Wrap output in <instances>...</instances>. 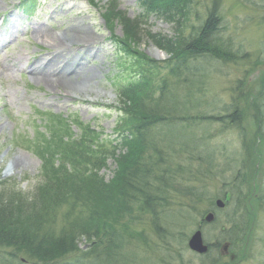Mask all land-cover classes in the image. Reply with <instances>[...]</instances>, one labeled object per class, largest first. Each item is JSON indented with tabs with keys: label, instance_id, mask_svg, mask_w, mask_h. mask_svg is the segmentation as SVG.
<instances>
[{
	"label": "rangeland",
	"instance_id": "rangeland-1",
	"mask_svg": "<svg viewBox=\"0 0 264 264\" xmlns=\"http://www.w3.org/2000/svg\"><path fill=\"white\" fill-rule=\"evenodd\" d=\"M215 1L221 21L218 34L236 55L229 62L207 56L198 63L205 72L195 74L191 87L182 86L179 92L178 107L185 113L178 117L188 122L173 127L175 131L154 132L149 151L153 155L147 157L153 164L143 184L148 204L133 203L124 223H116L111 234L78 236V250L50 264H264V0ZM16 2L0 0V14L10 11L11 19L1 28L0 15V195L7 200L18 191L34 195L43 165L40 153L48 152L53 141L51 128L64 135L66 121L82 122L84 128L96 127L109 144L105 135L121 117L116 108L121 104L114 42L126 40L123 23L111 25L105 18L110 4L121 16L143 23L130 25L139 39L131 44L155 60L165 61L169 54L148 31L175 33L168 20L141 16L137 0H38L37 11L28 18L14 9ZM195 3L205 15L211 0ZM80 28L87 29V40L75 36ZM41 31L48 34L41 36ZM54 61L81 65L84 73L73 81L89 75L90 90L38 82L36 77L43 73L38 63ZM75 127L70 135L80 133ZM259 134L262 139L257 140ZM114 162L109 159L101 171L106 180L112 177ZM235 191L245 194L240 195V211L238 198L227 199ZM218 200L224 206H218ZM153 201L161 203L155 204V212L149 208ZM209 212L214 213L212 221L205 220ZM198 229L209 246L204 254L189 246ZM235 231L242 233L232 245ZM14 248L0 242V264H46L28 254L12 256Z\"/></svg>",
	"mask_w": 264,
	"mask_h": 264
},
{
	"label": "trees",
	"instance_id": "trees-1",
	"mask_svg": "<svg viewBox=\"0 0 264 264\" xmlns=\"http://www.w3.org/2000/svg\"><path fill=\"white\" fill-rule=\"evenodd\" d=\"M212 1L203 15L194 0H138L143 10L141 16L162 17L174 24L173 36L153 30L147 33L169 54L165 61L135 50L131 43L135 45L139 39L130 25L143 23L126 14L121 16L110 4L105 18L111 25L116 20L122 22L126 37L115 43L120 50H125L123 56L117 55L115 63L118 69L116 90L122 111L114 128L117 136L114 140L105 138L108 144L102 139L103 134L91 126L84 128L82 122L70 124L66 120L64 135L51 128L53 141L48 152L40 153L43 165L34 195L18 191L10 200L0 195V242L5 247H18L11 251L12 256L28 254L50 264L77 251L74 241L78 236L100 238L102 231L111 234L116 223L124 221L127 208L133 203L141 207L148 204L143 184L153 164L147 157L153 155L149 151L153 148L154 132L175 131L173 127L188 122L178 117L182 114L184 118L185 113L178 107L182 101L179 92L182 86L191 87L190 79L195 74L205 72V67L198 63L207 56L229 62L236 55L232 53L231 44L219 36L221 21L217 1ZM259 63L263 62H256ZM164 70H167L166 76H163ZM73 125L80 133L70 135ZM259 138L262 139L261 134L257 140ZM257 140L254 143H258ZM109 159L115 161L116 167L112 177L106 180L101 171ZM144 159L148 160L147 166ZM238 175L236 178L244 179ZM239 192L229 193L227 199L238 198L240 211L241 196L245 194ZM31 199L33 202L29 203ZM154 202L160 207V202ZM153 206H149L151 212L158 210ZM66 207L68 211L64 213ZM241 233H231L232 245L237 243Z\"/></svg>",
	"mask_w": 264,
	"mask_h": 264
},
{
	"label": "bare ground",
	"instance_id": "bare-ground-1",
	"mask_svg": "<svg viewBox=\"0 0 264 264\" xmlns=\"http://www.w3.org/2000/svg\"><path fill=\"white\" fill-rule=\"evenodd\" d=\"M84 31V28L77 29L75 32V36H78V38H84V40H87L88 34ZM42 32V31H41ZM73 32V33H74ZM48 34L47 32H42L41 36H44ZM45 37V36H44ZM89 42V41H88ZM79 43H87V41H80ZM55 64H52L51 62H41L38 63L39 68H41V71L43 73H40L36 80L39 82H46L49 86H52L54 88H64V86H67L68 88H71L73 90H90L89 85V75H86L85 77H82V79L79 80V82H74V78L81 77L83 75L84 71H80L81 65H77L76 61L72 62H64V61H54ZM56 68H54V67ZM67 67H70L71 71L66 69ZM70 72V73H69ZM92 90V89H91ZM20 162V161H17ZM156 203L153 201L151 205H154L155 207Z\"/></svg>",
	"mask_w": 264,
	"mask_h": 264
},
{
	"label": "water",
	"instance_id": "water-1",
	"mask_svg": "<svg viewBox=\"0 0 264 264\" xmlns=\"http://www.w3.org/2000/svg\"><path fill=\"white\" fill-rule=\"evenodd\" d=\"M218 206H224V202L222 200H218L217 201ZM214 219V215L213 213H209L206 217L205 220L206 221H212ZM189 246L192 250L200 253V254H204L207 253L209 250V246L207 244L204 243V239H203V235L201 230H198L194 233V235L190 238L189 240ZM227 248V246H225L224 250Z\"/></svg>",
	"mask_w": 264,
	"mask_h": 264
}]
</instances>
